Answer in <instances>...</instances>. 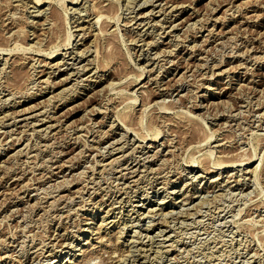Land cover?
<instances>
[{"label":"rangeland","instance_id":"1","mask_svg":"<svg viewBox=\"0 0 264 264\" xmlns=\"http://www.w3.org/2000/svg\"><path fill=\"white\" fill-rule=\"evenodd\" d=\"M33 1L0 0V264H72L104 220L99 247L114 258L90 264H264L262 8L51 0L50 12ZM101 1L110 21L97 26ZM53 48L60 63L49 69L40 59ZM218 157L236 164L215 166Z\"/></svg>","mask_w":264,"mask_h":264},{"label":"bare ground","instance_id":"2","mask_svg":"<svg viewBox=\"0 0 264 264\" xmlns=\"http://www.w3.org/2000/svg\"><path fill=\"white\" fill-rule=\"evenodd\" d=\"M10 1V0H9ZM33 1V0H32ZM103 1V0H102ZM102 1L99 3L100 5L98 6H94V9L91 11V12H93L92 13V15L94 16L92 19H94V18H96V21H93L94 23L96 22V25L98 26V21L100 20V18L101 19H103L102 21L103 22H107L105 19H107L106 18V15L104 16V6H106V4H104V2L102 3ZM117 1V0H116ZM34 2V6H37V7H43L44 6V10H46L47 11V9H50L52 6H51V0H34L33 1ZM108 2V1H107ZM118 2V1H117ZM230 2V1H229ZM227 2V4H225L224 3V5L226 6V8L225 9H227L226 11H231L232 10V8L234 7V5L232 4V2ZM245 2L246 3H244V1H243V3H244V5H246L245 7H247L246 9L248 10L249 8V10L246 12V13H248V12H250V11H252V12H255L254 10V8H262V10L261 11H263V14H264V0H245ZM93 3V2H92ZM222 3V2H221ZM220 3V4H221ZM241 3V2H240ZM62 4V3H61ZM151 4V3H150ZM91 5V4H90ZM179 5V4H178ZM1 6V5H0ZM46 6V7H45ZM177 6V4H175V5H171L170 4V7L171 8H174V7H176ZM180 6H181V4H180ZM188 6V5H187ZM222 6V5H221ZM92 7V6H91ZM90 7V8H91ZM119 7V6H118ZM182 7V9H184V6H181ZM243 7V6H242ZM55 8V7H54ZM93 8V7H92ZM252 8V9H251ZM38 9V8H37ZM42 9V8H41ZM53 9V8H52ZM55 10V9H54ZM240 10V9H239ZM193 12H195L194 10H192ZM223 11V10H222ZM234 11V10H233ZM50 12H51V9H50ZM49 12V13H50ZM6 13V12H5ZM8 14V13H7ZM91 14V13H90ZM138 14V13H137ZM193 14V13H192ZM191 14V19H193V18H195L196 17V14L195 15H192ZM250 14V13H249ZM91 15V16H92ZM115 15H117V14H115ZM224 15V14H223ZM231 15V14H230ZM256 15H258L257 13L254 15V16H256ZM8 16H9V14H8ZM44 16V15H43ZM49 17L47 18V22L49 21L50 23H48V25L50 26V27H47L45 30L46 31H44V32H46V33H50L51 32V30H53L54 28V26H56L55 24H56V19L57 18H55V16H54V12H52L50 15H48ZM245 16V15H244ZM243 16V18H245ZM251 16H253V14L251 13V15H246V19L247 18H252ZM12 17V16H11ZM114 18H115V16H113ZM119 17V16H118ZM137 17H138V15H137ZM4 18V17H3ZM9 18V17H8ZM110 18V17H109ZM175 18H177L176 16H175ZM175 18H173V19H171L170 18V20L168 21L170 24H175V23H173V22H175L174 20H175ZM255 17H253V19H254ZM115 19H117V16H116V18ZM198 19V18H197ZM46 20V19H45ZM91 20V19H90ZM89 20V21H90ZM108 21H110V19H107ZM112 20V19H111ZM165 20V19H164ZM194 20V19H193ZM249 20V19H248ZM248 20H247V22H248ZM250 20H252V19H250ZM255 20V19H254ZM88 21V20H87ZM88 21V22H89ZM27 22V21H26ZM31 22V21H30ZM38 22V21H37ZM93 22L92 23H90V24H92V26H93ZM99 22H101V20L99 21ZM240 22V21H239ZM242 22V21H241ZM246 22V23H247ZM4 23V22H3ZM44 23V22H43ZM112 23V22H111ZM117 23V22H116ZM245 23V22H244ZM45 24V23H44ZM1 25V24H0ZM78 25V24H77ZM89 25V24H88ZM177 25V24H176ZM80 26V25H79ZM101 26V25H100ZM168 26H170V25H168ZM174 25H172V27H173ZM14 27V26H13ZM13 27H11L10 28V30H12L13 29ZM17 28H15V30H12V32H14V34H15V32L17 33V32H20V26H16ZM43 27V26H42ZM46 27V26H45ZM78 27V26H77ZM81 27V26H80ZM84 27V26H83ZM83 27L81 28V29H83ZM87 27V26H86ZM90 27H91V25H90ZM90 27L88 26V28L90 29ZM171 27V26H170ZM41 28V27H40ZM94 28H98V27H94ZM101 27H99V29H98V31L99 32H94V33H92V30H90L89 32L93 35V36H98V35H101V33H103L104 32V30L103 29H100ZM160 28V27H159ZM174 28V27H173ZM44 29V28H43ZM56 29V28H55ZM80 29V28H79ZM10 30H8V31H10ZM85 30V29H84ZM87 31H88V29H87ZM95 31V30H94ZM40 32H41V30H40ZM33 33V32H32ZM45 33V34H46ZM52 33V32H51ZM80 33V32H79ZM87 33V32H86ZM105 33V32H104ZM12 34V33H11ZM19 34V33H18ZM18 34H17V36H18ZM40 34V33H39ZM67 34V36H69L68 35V33H66ZM109 34V33H108ZM16 35V34H15ZM205 35V34H204ZM10 36V34L7 36V37H9ZM50 36V35H49ZM53 36V35H52ZM51 36V37H52ZM66 36V37H67ZM85 36H86V34L84 35V31H82V33L81 34H78V37H79V39L80 40H82V39H85ZM12 38H13V36H11ZM15 37V36H14ZM65 37V38H66ZM70 37V39H71V36H69ZM69 37H67V39L69 38ZM90 37V36H89ZM213 37V36H212ZM35 38V37H34ZM44 38V37H43ZM206 38V37H205ZM6 39V38H5ZM36 39V38H35ZM54 39V38H53ZM79 39H77V40H79ZM15 40V39H14ZM205 40V39H204ZM206 42H207V44H209L210 42H211V40L210 39H206L205 40ZM69 42V41H68ZM14 43V42H13ZM16 43V42H15ZM64 45L66 46V43H67V41L65 42V40H64ZM77 43V42H76ZM81 43V42H80ZM84 43V42H83ZM82 43V44H83ZM152 43V42H151ZM203 43V42H202ZM205 43V42H204ZM13 45V44H12ZM70 45V44H69ZM194 45V44H193ZM14 46V45H13ZM20 46V45H19ZM26 46V45H25ZM38 46V45H37ZM201 46V45H200ZM1 47V46H0ZM30 47V46H29ZM32 47V46H31ZM86 47V46H85ZM15 48V47H14ZM195 48V47H194ZM20 49V48H19ZM23 49V48H22ZM201 49V48H200ZM1 50H4L3 48L1 49ZM10 50V49H9ZM14 50V49H13ZM37 50V49H36ZM50 50H52V49H50ZM53 50L54 51H50L49 52V54L48 55H42V57H44V58H42V59H40V62L42 63V65L44 64L46 67H48L49 69L52 67V68H57L58 66H59V63H60V61H58V60H56V61H54L55 60V49L53 48ZM199 50V49H198ZM203 50H204V48H203ZM6 51V50H5ZM81 51V50H80ZM84 51V50H83ZM205 51V50H204ZM6 52H8V49H7V51ZM12 51H10V53H11ZM15 52V51H14ZM29 52V51H28ZM41 52V51H40ZM86 52H87V50H86ZM85 52V53H86ZM170 52V51H169ZM9 53V52H8ZM38 54V53H37ZM83 54V53H82ZM60 55H62V54H60ZM73 55V54H72ZM239 55V54H238ZM242 55V54H241ZM198 56V54H193V55H191L190 57L191 58H195V57H197ZM256 56V55H255ZM19 57V56H18ZM23 57V56H22ZM62 57V56H61ZM10 58V57H9ZM26 57L24 56L23 58H19V59H22V60H20L21 61V64L26 60L25 59ZM38 58V57H37ZM5 60H6V58H4ZM11 59V58H10ZM9 59V60H10ZM30 59V58H29ZM14 60V59H13ZM34 60V59H33ZM61 60H63L62 58H61ZM12 62V61H11ZM152 62V61H151ZM169 62V61H168ZM4 63V62H3ZM6 63V62H5ZM39 63V62H38ZM95 66V65H94ZM3 67V66H2ZM30 67H33V66H30ZM96 67V66H95ZM191 68V67H190ZM213 68V67H212ZM250 68V67H249ZM59 70V69H58ZM95 70V69H94ZM190 70H192V69H190ZM3 71V70H2ZM186 71H188V70H186ZM40 72H42V71H40ZM203 72V71H202ZM74 73V72H73ZM39 74V73H38ZM76 74V73H75ZM42 75V74H41ZM67 75H70V73L69 74H67ZM97 75V74H96ZM140 75H142V74H139V76H138V78H140ZM252 75H254V74H252V72H251V76ZM36 76V75H35ZM100 76V75H99ZM122 77H126V76H123L122 75ZM122 77H119V79H121ZM66 78H67V76L65 77V78H63L64 80H66ZM70 78V77H69ZM137 78V77H136ZM46 79V78H45ZM62 79V80H63ZM31 80V79H30ZM42 80V79H41ZM48 80V79H47ZM249 80V79H248ZM36 81V80H35ZM39 81V80H38ZM44 81H46V80H44ZM67 81V80H66ZM66 81H64V82H66ZM250 81V80H249ZM252 81V80H251ZM64 82L62 81L61 82V85H63L64 84ZM112 82V81H111ZM146 82H148V79H147V81ZM135 83V82H134ZM118 84V83H117ZM240 84V83H239ZM115 85V84H114ZM146 84L145 83H143L140 87H144ZM238 85V84H237ZM241 85H242V83H241ZM246 84H244V86H245ZM40 86V85H39ZM113 86V85H112ZM51 87H52V85H51ZM157 88V87H156ZM159 89V88H158ZM138 90V89H137ZM137 90H133V91H137ZM3 91V90H2ZM51 94V93H50ZM126 94V93H125ZM118 96V95H117ZM125 96V95H124ZM126 96H128V95H126ZM125 96V97H126ZM52 97V96H51ZM116 97V96H115ZM60 98V97H59ZM122 98V96L121 97H119L118 96V98H117V100H112L113 101V105H119L120 104V102H121V99ZM128 98H129V96H128ZM116 99V98H115ZM121 99V100H120ZM44 100V99H43ZM46 100V99H45ZM108 100H110V99H108ZM161 100V99H160ZM111 101V100H110ZM124 101V100H123ZM132 101V100H131ZM135 101V100H134ZM42 102V101H41ZM107 102V101H106ZM126 102H128V101H126ZM64 103V102H63ZM143 103V102H142ZM43 104V103H42ZM146 104V103H145ZM36 105V104H35ZM141 105V104H140ZM38 105H36V107H37ZM41 106V105H40ZM37 107L36 109H41V110H39V111H37L38 112V115H41V116H43L42 117V119H38L39 121H41V122H43V123H45V122H50V121H52L51 120V117H49L48 119H45L46 118V116H44L43 115V112H42V108L43 107ZM111 106V105H110ZM144 105L142 104V107H143ZM158 106V105H157ZM160 106H162V105H160ZM28 107V106H27ZM30 107H35V106H29V110H33V109H30ZM45 107V106H44ZM48 107V106H47ZM47 107H45L46 109H47ZM146 107V106H145ZM159 107V106H158ZM165 107V106H164ZM164 107H163V109H164ZM169 107H170V105H169ZM26 108V107H25ZM106 109V108H105ZM142 109V108H141ZM151 109V108H150ZM159 109V108H158ZM163 109H162V111H163ZM169 109V108H168ZM155 110V109H154ZM161 110V109H160ZM165 110H167L166 108H165ZM17 111H19V110H17ZM22 111H23V113H24V111L26 112V109H22ZM50 111V110H49ZM142 111H144V110H142ZM16 112V111H15ZM36 112V111H35ZM36 112V113H37ZM105 112V111H104ZM140 112V111H139ZM165 112V111H164ZM22 113V112H21ZM261 113V112H260ZM25 114V113H24ZM119 114V113H118ZM151 114V113H150ZM177 114V113H176ZM178 114H180V113H178ZM46 115V114H45ZM167 115V114H166ZM19 116V115H18ZM32 116V115H31ZM30 116V117H31ZM51 116V115H50ZM54 116V115H53ZM119 115H117V117H118ZM127 115H125V116H121V114H120V120H121V124H124L125 126H127V128H130V126L132 125V123H131V120L130 119H126L127 117H126ZM140 116H141V114H140ZM148 116V115H147ZM170 116V115H169ZM187 116H189V115H186L185 116V118L187 117ZM191 116V115H190ZM29 117V116H28ZM29 117V118H30ZM34 117V116H33ZM117 117H116V120H119V118L117 119ZM126 117V118H125ZM164 117V116H163ZM180 117H182V115L180 116ZM121 118H123V119H121ZM141 118V117H140ZM128 121V120H130V121H128V122H130V124H128V123H126V120ZM132 119V118H131ZM189 119V118H188ZM200 119V118H199ZM37 120V119H36ZM119 120V121H120ZM134 120V119H133ZM165 120H168V122H169V125H172V126H174L173 124H175V122H176V124H179V123H177L178 122V120L177 121H173V118L171 119V117L170 118H165ZM192 120V119H191ZM196 120V119H195ZM118 121V122H119ZM167 122V123H168ZM180 122V121H179ZM34 123V122H33ZM54 123H55V121H54ZM197 123H198V121H197ZM50 124V123H49ZM114 124V123H113ZM112 124V125H113ZM187 124V123H186ZM201 124V123H200ZM45 125V124H44ZM47 125V124H46ZM65 125V124H64ZM111 125V126H112ZM163 125V124H162ZM58 124H52L51 123V125H48L47 127L48 128H50V133H51V135L53 136V134H55L56 132H57V130L60 128V126H59V128H58ZM133 126V125H132ZM131 126V127H132ZM134 127V126H133ZM203 127V126H202ZM139 128H141V127H139ZM187 128V127H186ZM42 129V128H41ZM61 129V128H60ZM126 130V129H125ZM128 130V129H127ZM130 130H131V128H130ZM45 131V130H44ZM47 131V130H46ZM45 131V132H46ZM132 131H134V129L132 130ZM137 131H139V130H137ZM23 132V131H22ZM107 132V131H106ZM109 132V131H108ZM18 133V132H17ZM87 134V133H86ZM135 134H136V132H135ZM207 134V133H206ZM100 135V134H99ZM121 135V134H120ZM137 135H138V132H137ZM155 133H154V137H155ZM209 135V134H208ZM135 136V135H134ZM140 136V138H142V135H139ZM138 136V137H139ZM157 136V135H156ZM19 137V136H18ZM137 137V136H136ZM144 137V136H143ZM154 137H153V139H154ZM50 138V137H49ZM117 138V137H116ZM139 138V139H140ZM204 139H203V141L206 139V137H203ZM94 139V138H93ZM98 139H99V137H98ZM144 139V138H143ZM152 139V141H154ZM137 140V139H136ZM207 140V139H206ZM167 141V140H166ZM226 141V140H225ZM155 142V141H154ZM41 143V142H40ZM109 144V143H108ZM114 144V143H113ZM45 145V144H44ZM110 145V144H109ZM116 145V144H115ZM123 145V144H122ZM48 146V145H47ZM118 146V145H117ZM120 146V145H119ZM118 146V147H119ZM115 147V146H114ZM117 147V148H118ZM122 147V146H121ZM116 148V147H115ZM120 148V147H119ZM31 149V148H30ZM110 149H111V147H110ZM113 150V149H112ZM120 151H121V149H119ZM35 151V150H34ZM114 151V150H113ZM113 151H111V153L113 152ZM108 152V151H107ZM110 152V151H109ZM209 152V151H208ZM226 152V151H225ZM25 153V152H24ZM105 154V153H104ZM108 154V153H107ZM222 154H223V151H222ZM156 155V154H155ZM207 155V153L206 154H203V159H207L208 160V156H206ZM221 155V154H220ZM231 155V154H230ZM106 156V155H105ZM110 156V155H109ZM114 156V155H113ZM112 156V157H113ZM228 156V155H227ZM111 157V158H112ZM121 157V156H120ZM220 157V156H219ZM218 157V158H219ZM221 157H223L222 155H221ZM230 157V156H229ZM106 158V157H105ZM110 159V158H109ZM221 158H219V160L218 161H216L215 163L213 162V164L215 165V166H218V167H221V166H226V165H231V164H236L235 162H234V159H228V160H220ZM53 160V159H52ZM104 160V159H103ZM118 160V159H117ZM198 160V159H197ZM204 160V161H205ZM247 160H249V159H247ZM114 161V160H113ZM105 162V161H104ZM107 162V161H106ZM70 163V162H69ZM94 163V162H93ZM239 163V162H238ZM103 164V163H102ZM192 164H193V162H192ZM198 164V163H197ZM203 164V163H202ZM54 165V164H53ZM94 165V164H93ZM194 165V164H193ZM62 166H63V164H62ZM215 166H213V167H215ZM103 167V166H102ZM232 167H233V165H232ZM60 168V167H59ZM58 168V169H59ZM68 168V167H67ZM132 168V167H131ZM197 168V167H196ZM222 168V167H221ZM193 169V168H192ZM219 169V168H218ZM130 170V169H129ZM200 170H202L203 171V169H200ZM204 171H206V173H211L210 171V169H208V167H207V169L205 168L204 169ZM127 173V172H126ZM64 175V174H63ZM160 177V176H159ZM218 177V176H217ZM122 178V177H121ZM237 178V177H236ZM65 179V178H64ZM133 183V182H132ZM24 184V183H23ZM224 184V183H223ZM26 187V186H25ZM28 187V186H27ZM25 190V189H24ZM75 191V190H74ZM59 198V197H58ZM62 204V203H61ZM121 205V204H120ZM110 209V208H109ZM106 210V209H105ZM160 212V211H159ZM168 213V212H167ZM146 216V215H145ZM104 218V217H103ZM103 222H105V220L104 221H101V223H99L97 226H93L95 229H93L92 230V232L94 231V233H96V234H98L97 235V237H95L96 239H94V240H96V244L97 245H95L94 243L93 244H91V242L90 241H88V239H86L87 240V242L85 241V246H84V248H79V249H77L79 252H77V253H75V251H74V254H72V260H70L71 259V257H69L68 258V260H70V261H68V262H70V263H72V264H87L88 262H89V260L90 259H93V258H100V260L102 259L103 260V262H111V260H113V253H114V248L113 249H109L108 248V250L106 249V251H105V254L106 255H104L103 254V252H102V248L100 249V247H99V245H101L102 244V239H103V236L101 235V232H102V223ZM90 223V222H89ZM92 223H93V221H92ZM111 223V222H110ZM104 225H106V224H104ZM88 227V229L90 228V226H87ZM147 228V227H146ZM84 234H86V232H88V230L87 229H85L84 231ZM91 232V233H92ZM262 232V231H261ZM93 236V235H92ZM117 236V235H116ZM89 237V236H88ZM87 237V238H88ZM43 239V238H42ZM90 239V238H89ZM106 239V238H105ZM85 240V239H84ZM59 241V240H58ZM46 243V242H45ZM50 244V243H49ZM44 245V244H43ZM53 245V244H52ZM58 245V244H57ZM63 245V244H62ZM104 245H105V243H104ZM108 245V244H107ZM106 245V246H107ZM110 246V245H109ZM113 246V245H112ZM68 247V246H67ZM60 248V247H59ZM75 248V247H74ZM40 249V248H39ZM76 249V248H75ZM244 249V248H243ZM36 250V249H35ZM42 250V249H41ZM60 250V249H59ZM59 250H57V251H59ZM70 250V249H69ZM72 250H74V249H72ZM51 251V250H50ZM62 251V250H61ZM54 252V251H53ZM69 252H71V251H69ZM116 252V251H115ZM121 252V251H120ZM64 253V252H63ZM50 254V253H49ZM52 254V253H51ZM55 254V253H54ZM119 254V253H118ZM35 255V254H34ZM71 255V254H70ZM54 256V255H53ZM105 256V257H104ZM64 258H66V256L64 257ZM99 260V259H98ZM54 262V261H53ZM90 262H91V260H90ZM102 262V263H103ZM56 263V262H55ZM60 264H62L61 262H60ZM88 264H90V263H88Z\"/></svg>","mask_w":264,"mask_h":264}]
</instances>
